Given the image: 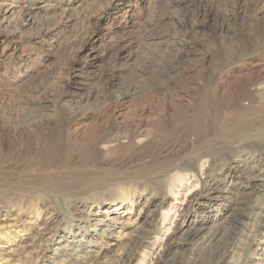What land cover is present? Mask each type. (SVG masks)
I'll use <instances>...</instances> for the list:
<instances>
[{"label":"rangeland","instance_id":"1","mask_svg":"<svg viewBox=\"0 0 264 264\" xmlns=\"http://www.w3.org/2000/svg\"><path fill=\"white\" fill-rule=\"evenodd\" d=\"M262 170L264 0H0V264H264Z\"/></svg>","mask_w":264,"mask_h":264},{"label":"bare ground","instance_id":"2","mask_svg":"<svg viewBox=\"0 0 264 264\" xmlns=\"http://www.w3.org/2000/svg\"><path fill=\"white\" fill-rule=\"evenodd\" d=\"M8 11V10H6ZM11 125V124H10ZM9 129H12L10 126H7L4 128V132L5 134L9 132ZM263 171V170H262ZM264 172V171H263ZM252 181L254 184L253 185V188L252 190L250 191L249 195L248 196H252L254 193H258V194H261L262 191L264 190V175L262 174V172H255V173H252ZM231 183V182H230ZM224 184V183H223ZM249 185V184H248ZM214 189V190H213ZM211 190H213L214 194L210 195L212 197H214L215 199H218L220 198V193L222 192L221 190L219 189H215L213 188ZM228 189V188H227ZM261 192V193H260ZM264 193V191H263ZM225 199V198H224ZM247 202V201H246ZM259 212H258V223H257V227H259V225H264V199L261 201V204L259 206ZM227 210V209H226ZM231 215V214H230ZM225 220V219H224ZM257 221V220H256ZM16 225V224H15ZM261 225V226H262ZM98 227V226H97ZM109 227V226H108ZM40 229V228H39ZM95 229V228H94ZM190 234L193 236V237H198L202 232H203V227H198V228H195V227H191L190 228ZM44 231V230H43ZM105 233V232H104ZM108 233V232H107ZM111 234V233H110ZM109 240H108V243H110V245H115L116 243L112 242V240L110 238H115L113 235H109L108 236ZM262 243H264V235L262 236ZM116 241V240H115ZM1 250H2V255H5L7 253H9L7 251V246H1ZM93 251V250H92ZM88 252V251H87ZM83 255V254H82ZM86 255V253H85ZM89 255V254H88ZM3 261V260H2Z\"/></svg>","mask_w":264,"mask_h":264}]
</instances>
